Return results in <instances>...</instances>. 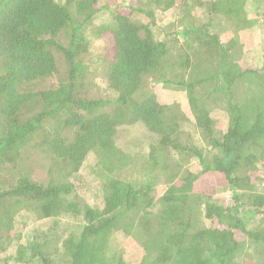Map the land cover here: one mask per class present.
Instances as JSON below:
<instances>
[{
	"label": "trees",
	"instance_id": "1",
	"mask_svg": "<svg viewBox=\"0 0 264 264\" xmlns=\"http://www.w3.org/2000/svg\"><path fill=\"white\" fill-rule=\"evenodd\" d=\"M0 264H264V0H0Z\"/></svg>",
	"mask_w": 264,
	"mask_h": 264
},
{
	"label": "rangeland",
	"instance_id": "2",
	"mask_svg": "<svg viewBox=\"0 0 264 264\" xmlns=\"http://www.w3.org/2000/svg\"><path fill=\"white\" fill-rule=\"evenodd\" d=\"M113 0H110V2H112ZM160 16V15H159ZM255 20L252 19V23L251 25H253ZM250 25V26H251ZM256 26V25H255ZM262 33V29L260 27H258L257 29L253 30L252 31V34H251V37H248L245 39L244 43H243V50H245L247 53L249 52L250 54H253V56L257 53H259V51L261 52V47H260V43H259V38H260V35ZM248 39V40H247ZM108 42L105 40L104 42H99L98 41V45H101V44H107ZM156 90V93L158 95V99L162 102H168V101H171L172 98H177L179 101L180 100H185V97L183 95H179V94H173L172 92H169L167 91L165 88H162L161 86H157L155 88ZM89 155V154H88ZM93 157L94 155L93 154H90L89 157ZM92 157L89 159L90 160V163L92 164L93 160H92ZM83 173H86L84 170H82ZM89 173V171H88ZM96 184V183H95ZM96 186V185H95ZM89 189V188H88ZM87 200L89 202L91 201H94L95 200H98L100 201L101 199V193L96 190V189H93L91 188V190L89 191L88 195L87 193H85L84 195ZM89 196V197H88Z\"/></svg>",
	"mask_w": 264,
	"mask_h": 264
}]
</instances>
